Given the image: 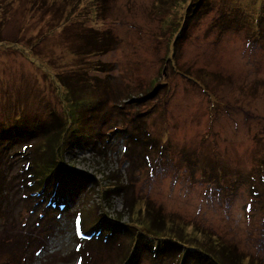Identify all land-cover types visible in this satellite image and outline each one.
<instances>
[{
    "label": "rangeland",
    "instance_id": "374dc122",
    "mask_svg": "<svg viewBox=\"0 0 264 264\" xmlns=\"http://www.w3.org/2000/svg\"><path fill=\"white\" fill-rule=\"evenodd\" d=\"M184 1L0 0V263L118 264L135 196L133 210L147 198L264 261L263 0H211L176 38ZM96 29L114 45L74 53L75 33ZM58 73L89 83L81 125ZM56 116L71 126L64 167L26 187ZM115 182L126 192L109 195Z\"/></svg>",
    "mask_w": 264,
    "mask_h": 264
},
{
    "label": "trees",
    "instance_id": "16d2710c",
    "mask_svg": "<svg viewBox=\"0 0 264 264\" xmlns=\"http://www.w3.org/2000/svg\"><path fill=\"white\" fill-rule=\"evenodd\" d=\"M184 2L186 5L176 30V38L184 36L189 24L193 21L196 22L197 18L212 8L211 0H188V2L185 0ZM263 24L264 0L255 17V26L257 30H259ZM75 37L76 39L81 37V40L80 43L78 42L74 45V50L72 51L80 55L102 53L114 45L113 37L108 35L104 29H96L94 32H87L86 30L79 31L75 33ZM174 52L175 47L172 48L171 56ZM74 73H58L56 75V80L61 86L62 94H64L69 103L70 110L75 112L77 122L81 125V115L84 113L83 111L88 110V108L82 107L77 110L75 107H77V105H79L78 103L83 99H87L84 95L81 96L80 92L82 89H85L89 83L86 78L83 79L79 78L80 76H74ZM194 80L199 81L197 78ZM70 110L67 112L68 116H70ZM66 118L67 117L56 116L52 124L47 126L50 129L47 133H50L47 134L45 141L47 147L52 150L51 160H45L44 163H39L35 168L36 171L30 174L35 175V172H37L33 179L24 180L25 177L21 176V180H23L26 187L29 184L33 186V184L41 183L40 190H42L54 169H62L64 167V164H61L63 155L60 152L61 148L65 147L68 140L71 138V126L67 124ZM18 121L17 127H20L22 123L20 119ZM78 129L76 131H78ZM44 132L45 130L43 133ZM68 170L76 172L71 168H68ZM77 177L79 179L83 178L78 173ZM2 178L0 177V204L2 201L1 196H4L8 191L6 188H3L5 183ZM122 186V183L118 184L115 182L112 183V185H107L105 190L109 191V195L126 192V189ZM133 198L135 201H133ZM133 198L130 197L127 199L124 206L130 211L128 223L132 224L134 229H130L129 231V226L126 225V223H119L120 227H118L124 232L128 231L130 234L129 246L118 264H138L141 258L146 257L153 259L155 262L159 260H168L166 262L169 264L170 262L172 264H264V261H261L260 258L250 256L238 250L234 243L223 240L221 236L204 227L200 228V232L203 230L202 236L197 232H192V228L190 231H185L182 225L178 223L180 220L173 217V214L165 213L160 208L156 209L154 203L147 198L143 200L141 209L138 208L133 210L135 203L138 201L136 196ZM1 209L0 207V210ZM102 221L103 218H101L95 226H99ZM7 261L8 260H4L0 264H8L6 263Z\"/></svg>",
    "mask_w": 264,
    "mask_h": 264
},
{
    "label": "snow or ice",
    "instance_id": "6c2138e0",
    "mask_svg": "<svg viewBox=\"0 0 264 264\" xmlns=\"http://www.w3.org/2000/svg\"><path fill=\"white\" fill-rule=\"evenodd\" d=\"M76 225H77V227H76V232H77V234H79V233H80L79 219H77V221H76Z\"/></svg>",
    "mask_w": 264,
    "mask_h": 264
}]
</instances>
